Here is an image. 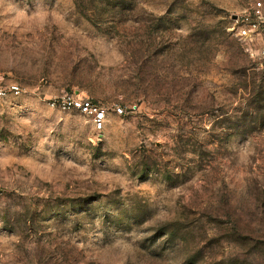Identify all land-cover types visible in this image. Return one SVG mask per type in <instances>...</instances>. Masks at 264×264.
<instances>
[{
  "label": "rangeland",
  "instance_id": "1",
  "mask_svg": "<svg viewBox=\"0 0 264 264\" xmlns=\"http://www.w3.org/2000/svg\"><path fill=\"white\" fill-rule=\"evenodd\" d=\"M252 1L0 0V264H264Z\"/></svg>",
  "mask_w": 264,
  "mask_h": 264
},
{
  "label": "built area",
  "instance_id": "2",
  "mask_svg": "<svg viewBox=\"0 0 264 264\" xmlns=\"http://www.w3.org/2000/svg\"><path fill=\"white\" fill-rule=\"evenodd\" d=\"M231 29L241 40L245 51L259 67H264V2L254 0L231 15ZM0 94L4 91L0 88ZM75 107L93 115L97 128L105 123L106 112L88 100L64 99L62 108Z\"/></svg>",
  "mask_w": 264,
  "mask_h": 264
}]
</instances>
